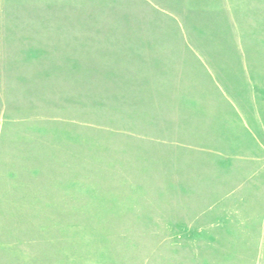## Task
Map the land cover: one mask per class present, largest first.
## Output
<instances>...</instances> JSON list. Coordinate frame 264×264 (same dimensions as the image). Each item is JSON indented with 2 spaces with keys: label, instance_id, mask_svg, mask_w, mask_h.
Returning a JSON list of instances; mask_svg holds the SVG:
<instances>
[{
  "label": "rangeland",
  "instance_id": "374dc122",
  "mask_svg": "<svg viewBox=\"0 0 264 264\" xmlns=\"http://www.w3.org/2000/svg\"><path fill=\"white\" fill-rule=\"evenodd\" d=\"M0 264H264V0H0Z\"/></svg>",
  "mask_w": 264,
  "mask_h": 264
}]
</instances>
